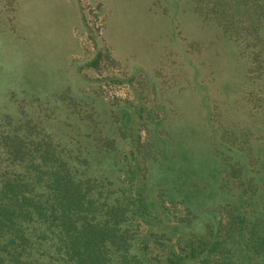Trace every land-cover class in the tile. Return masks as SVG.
I'll list each match as a JSON object with an SVG mask.
<instances>
[{
    "label": "rangeland",
    "instance_id": "rangeland-1",
    "mask_svg": "<svg viewBox=\"0 0 264 264\" xmlns=\"http://www.w3.org/2000/svg\"><path fill=\"white\" fill-rule=\"evenodd\" d=\"M36 169L151 264H264V0H0V174Z\"/></svg>",
    "mask_w": 264,
    "mask_h": 264
},
{
    "label": "trees",
    "instance_id": "trees-1",
    "mask_svg": "<svg viewBox=\"0 0 264 264\" xmlns=\"http://www.w3.org/2000/svg\"><path fill=\"white\" fill-rule=\"evenodd\" d=\"M33 173L0 174V264H151L148 241L133 251L123 215L107 208L106 198L89 194L70 175L58 172L38 191L34 184L41 183L42 173ZM218 245L210 243L209 255ZM166 264L185 263L172 250Z\"/></svg>",
    "mask_w": 264,
    "mask_h": 264
}]
</instances>
